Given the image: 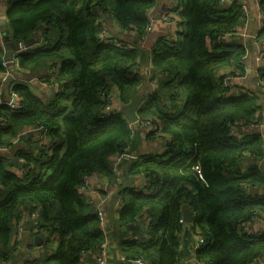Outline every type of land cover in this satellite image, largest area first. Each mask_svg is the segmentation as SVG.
<instances>
[{"label": "trees", "instance_id": "1", "mask_svg": "<svg viewBox=\"0 0 264 264\" xmlns=\"http://www.w3.org/2000/svg\"><path fill=\"white\" fill-rule=\"evenodd\" d=\"M175 1L171 12L180 17V28L147 50L143 43L151 28L148 11L155 0H0V5L7 4L8 32L15 44L42 31L40 42L37 35L36 43L18 53L23 74L62 87L41 97L31 83L18 81L7 89V96L18 93L24 106L13 110L0 104V116L8 120L0 127V146L11 147L0 152V262L14 256V221L25 216L26 235L48 239L57 234L60 241L53 253L24 264H96L95 253L107 238L80 187L87 175L119 184L113 158L123 155L122 166L138 144V132L123 107L141 92L145 97L139 120L156 122L158 129L148 132L161 139L165 152L140 157L130 167L151 182L149 192L120 190V226L135 224L143 233L140 223L145 221L140 217L151 219L147 241L121 239L116 244L122 261L253 264L264 256V234L243 231L252 220L264 219V174L258 166L264 158V137L254 130L242 137L229 135L232 125L248 126L261 119L262 88L223 96L224 76H216L221 68L244 73L245 48L224 36L236 33L245 11L238 0ZM260 8L264 12V0ZM102 13L134 32L132 46L116 35L109 42L101 40ZM259 36L264 37V28ZM3 37L0 29V73L7 69L2 64ZM145 64L150 66L147 81L156 83L153 90L144 87L140 68ZM55 66L52 79L47 73ZM112 90L116 108L111 106ZM177 102H183L178 114L173 112ZM33 125L47 128L49 146L26 136L13 142ZM11 155L18 158L16 165H10ZM185 207L195 213L191 224L181 221ZM34 211V218L27 217ZM187 234L202 236L206 244L195 252L187 247L180 251Z\"/></svg>", "mask_w": 264, "mask_h": 264}, {"label": "crops", "instance_id": "2", "mask_svg": "<svg viewBox=\"0 0 264 264\" xmlns=\"http://www.w3.org/2000/svg\"><path fill=\"white\" fill-rule=\"evenodd\" d=\"M238 1L242 4L246 19L244 23L238 28L236 33L231 34L230 37H234L232 40H226L225 38L224 39L226 41H232L234 42V44L245 48V54L241 62V64L243 65L244 73L240 74L238 71H236L235 68H221L216 72V76L217 78H219L225 76L226 74H229V72L232 70L236 71V74H234L235 76L228 77V80L232 85L233 94H239L241 92L247 91H257L262 88L260 87V85L262 86V84H260V80L264 81V79L261 77V71L262 69H264V60L258 58L259 52L264 49V37L259 36L262 25L264 24V13L259 6L258 0ZM155 2L156 4L154 5V7L151 8L150 11H148V17L151 20V28L147 38L150 39L151 43H155L158 38L163 37L168 39L169 37H171L180 28L179 23L181 20L178 16L176 18V14H174L175 18L171 22H168L165 19V15L167 14V12H170L173 5L176 6L172 0H155ZM6 6V3H2V5H0V14L1 12L5 13ZM107 16H109V18L114 22L115 30L120 33L116 36L128 42V44L132 46L131 42L133 43L134 32L132 30H124L120 28L117 21L114 20L113 17L106 13H102L101 18L103 20L101 19V21L106 25ZM41 33L42 31H38L37 34H34L30 37L33 39V44L36 43L37 35L39 37V42L41 41ZM126 35H129L131 39H126ZM4 44L5 43L3 41L2 45ZM152 45L153 44L148 47H145V45L143 46L147 50H151L153 47ZM140 72L145 77V89L151 86L149 87V90H153L156 87L155 81L152 82L151 85L150 83L147 84L146 82L150 78V66L148 64L141 66ZM9 86L10 84L7 83L3 89V92L6 94V96ZM33 88L34 92L41 97H45L46 95H48L47 92L41 91L37 86H33ZM111 95V106L112 108H116L118 100L115 98L113 90ZM260 101V116L264 121V88H262L260 92ZM246 129V131L249 130V132L253 130L259 131L263 134L264 137V124L262 126L260 125L259 129H255L254 126H248ZM30 137L31 136H29V138ZM135 140L138 141V144L135 143L136 148L132 150L130 155L125 157L122 163V175L119 179V184L110 183L106 178H95V191L84 194V197L90 202L91 206H93L95 209L101 208L106 213L105 229L107 231V235H109L108 237H110L112 242L114 243L111 245V254L109 253L108 257L109 264H127L122 261L124 260L123 256H121V254H118L116 244L119 243L121 239H129L131 235L138 233L135 224H132L130 226H120L117 221L119 210L122 207L120 190L126 187L143 188L146 183L145 177L139 172H131L130 167L140 157H144L152 153L162 154L165 152V146L163 145L161 139L157 138L156 134L149 133L147 130H140L136 134ZM247 160L253 163V161H251L250 159ZM249 161L244 162L243 165L247 166ZM260 191H262V188L260 189ZM142 224L143 223L141 222L140 226L143 230ZM246 228L251 230L255 235L264 234V219H256L252 221L251 224H246L245 229ZM30 231L32 232L31 229ZM56 236L57 237L56 239H54L53 243H55V246L57 248L60 241V236ZM41 237L43 238L44 242L41 245L37 246L35 245V235H25L23 242L15 248L16 251L14 252V256H12V259L5 264H24L30 258L44 256L48 252L53 253L56 248H53L52 246V248L50 247L51 251H48V249L45 248V246L48 245L46 242L47 238H45L44 236ZM197 239L198 237L196 235L187 234V237L184 240L186 246L183 242L180 251H184V249L187 247V251L191 250L192 252L197 243ZM262 259L264 260V256L262 257Z\"/></svg>", "mask_w": 264, "mask_h": 264}, {"label": "built area", "instance_id": "3", "mask_svg": "<svg viewBox=\"0 0 264 264\" xmlns=\"http://www.w3.org/2000/svg\"><path fill=\"white\" fill-rule=\"evenodd\" d=\"M172 1L174 3L176 2L175 0H172ZM222 1L223 2H226L227 0H222ZM258 2H259V6H260V0H258ZM165 19L168 22L173 21L174 20V13L171 12V10H170V12L168 11L167 14L165 15ZM263 28H264V24L262 25V28L261 29H263ZM108 31L109 30L104 26L102 28L101 32H100V38L104 42H109L110 41V37H112L109 34ZM229 36H231V34H226L224 36V38L225 37H229ZM5 51H6V49H5ZM258 58L264 60V49L259 52ZM13 63L15 64V66H16V68L18 70H21L20 66L18 65L17 58L14 59ZM2 64L7 69L5 71H3V72L0 73V81H1L0 104L6 103L13 110L21 109L24 106V103L22 101V97L18 93L12 91L10 93L9 98H8V96H6V94L2 91V88H4V86L7 83H9L10 76H11V72H10V70H8V65H10V62H8L5 59H3ZM57 70H58V68L56 66L55 67H52L48 71L47 75L50 78L53 79L56 76V74H57ZM229 76H235V75H233V74H226L224 76V78L222 80V88H224V93L225 94H229V93L232 92V85H231V83L228 80V77ZM17 80L22 81V82H27V83H30L32 81H35V82H37V83H39V84H41V85H43L45 87H50V85H52L53 90H54V93L60 92L62 90L61 84L59 82H55V83L50 84L47 81V78H41V77H38V76H32V77H29V78H25L24 79V78L18 77V79L15 78L14 80L11 81V85L13 83H15V82H18ZM48 84H50V85H48ZM260 84H262V86L260 85V87L264 88V81L263 80H260ZM227 91H229V92H227ZM110 97L112 98V95ZM263 122L264 121L262 119H257L255 122H253L252 124H250L248 126H254L255 129H259V126L260 125L262 126L264 124ZM7 124H8V120L5 117L0 116V127H5V126H7ZM136 125H138V126H140L142 128H145V130H147V131H150L151 129H153V130H157L158 129V125H156V122L154 120L153 121L152 120H144V121L138 120L135 123H131V126L133 128ZM248 126H240V127H238L237 125H232L230 127L229 135L235 136V137H242L243 132H249V130L246 131L247 130L246 128ZM21 136H26V137L31 136V137L35 138L39 142L40 145L43 144V145L49 146V144H48L49 143V139H48V135H47V128L44 127V126H42V125H39V126H34L33 125L31 127H27V128L22 129V132H20L19 135L14 138V141L13 142L16 143ZM10 150H11V147H6V146L1 147L0 146V152H9ZM15 158H16L15 155H11L10 156L9 161H10V165L11 166L16 165V164L11 163V162H13V160ZM16 159L18 160V158H16ZM113 159H114L113 160L114 161V170L117 172V174H118V180H119L120 179L119 176H120V173H121L119 171V165H120V163H121V161L123 159V155L116 156ZM20 160H22V159H19V161ZM13 170L15 172H17V173H20V171H21L16 166H15V168ZM95 178H99V177H97L95 175H87V176H85L83 185L80 187V193L86 194L88 192L95 191V188H94V186H95L94 179ZM151 186H152L151 182L147 181V179H146V183H145L144 187L143 188H140L138 190H144L146 192H149ZM0 187H1V185H0ZM95 210H96V212H97V214H98V216L100 218L102 230L104 231L105 234H107V231L105 229L106 213L101 208H96ZM36 214H37L36 211H34L31 215H28L27 217H30L31 216V218H34L36 216ZM192 214H193V217H194L195 216V213H192ZM257 219H260V218H257ZM140 220L145 221V225H146L145 232L133 234V235H131L129 237V240L142 243V242L147 241L148 238H149L148 226L150 224L151 219L148 218L147 216H142V217H140ZM181 221L182 222H185L183 220V218H182ZM252 221H254V220H252ZM25 222H26V217L25 216L22 217L21 219H16L14 221V232H13V235H12V241H13L14 244L16 243V247H18L21 244V242L24 240V238H25V235H26L25 234ZM251 222L247 223V225L248 224H251ZM185 223H187V222H185ZM191 223H189V224H191ZM243 231L244 232H247L249 234H253L252 231L249 230V229H247V228L244 229ZM197 237H198V239H197V243H196V245L194 247V252H195V250L197 248H199L202 245H205L206 244V239L205 238H203L200 235H198ZM48 240H49V238H48ZM111 245H112V243H111V241L108 238L101 244L99 250L97 251V253H95V256H96V264H109L108 257H109ZM86 253L87 252H84V254H86ZM87 254H90V253H87ZM5 263L6 262H0V264H5ZM145 263H146V260H144L143 258H138L135 261L134 264H145ZM179 264H181V260L179 261ZM253 264H264V260L262 259V257L257 258L253 262Z\"/></svg>", "mask_w": 264, "mask_h": 264}, {"label": "water", "instance_id": "4", "mask_svg": "<svg viewBox=\"0 0 264 264\" xmlns=\"http://www.w3.org/2000/svg\"><path fill=\"white\" fill-rule=\"evenodd\" d=\"M226 2L231 3L232 0H227ZM0 28H1L2 33L4 35L3 40L5 42L6 50H7L6 54H5V60L6 61L12 62L15 59L17 53H19L22 49H27L33 45V39L32 38L26 40L25 42H23L19 46H17V44H15L13 42L12 37L10 36V34L8 32L6 15L4 12H1V14H0ZM233 38L234 37H230V36L225 37L226 40H232ZM11 67H12V65H11ZM31 84L33 86H38V88L41 91L47 92V94L49 96H51L53 94V90L51 88L46 89L43 86H39V85H37V83L35 81H32ZM144 97H145V92H141L129 104H127L123 107L124 115L126 116V118L128 119V121L130 123H135L139 120L138 109L140 108L141 102H142ZM14 162L15 163L18 162L16 158L11 163H14ZM259 168L261 169L262 173L264 174V158L260 162ZM182 213H183V220L185 222L191 223L193 221V214H192V211L189 207H185L183 209ZM34 239H35V245H37V246L41 245L44 242L43 238L40 235L35 236Z\"/></svg>", "mask_w": 264, "mask_h": 264}, {"label": "rangeland", "instance_id": "5", "mask_svg": "<svg viewBox=\"0 0 264 264\" xmlns=\"http://www.w3.org/2000/svg\"><path fill=\"white\" fill-rule=\"evenodd\" d=\"M106 20H107V25L104 23V26L109 30L108 32H109V34L111 35V36H114V34L115 35H119L120 33L117 31V30H115V28H114V22L109 18V16H107V18H106ZM124 34H126V33H124ZM125 38L126 39H131V37L129 36V35H126L125 36ZM132 43V42H131ZM151 44H155V43H151V41H150V39L149 38H147L146 40H145V42L143 43V45H145V47H148V46H150ZM152 45V46H153ZM149 80V79H148ZM147 82V84L148 83H150V85H151V80H150V82H148V81H146ZM183 104V102H177V105H178V107L177 108H175L174 109V113H176V114H178L179 112H181L182 111V104ZM134 130H135V132L137 131V132H139L140 130H145V128H142V127H140V126H138V125H136V126H134V128H133ZM31 138H33V137H31ZM36 142H37V145H39L40 146V144H39V142L35 139V138H33ZM27 143H28V149L29 148H31L32 146H31V144H30V140H29V142L27 141ZM22 145H23V142H20V147H22ZM17 146H19V145H17ZM24 146H25V144H24ZM122 162V161H121ZM119 171L122 173V171H121V166L119 165ZM56 235H53L52 237H49V240L47 241V244L48 245H46L45 246V248L47 247L48 248V250H50L51 251V248H52V246H53V248H56V246H55V243H53L54 242V239H56ZM51 247V248H50Z\"/></svg>", "mask_w": 264, "mask_h": 264}, {"label": "clouds", "instance_id": "6", "mask_svg": "<svg viewBox=\"0 0 264 264\" xmlns=\"http://www.w3.org/2000/svg\"><path fill=\"white\" fill-rule=\"evenodd\" d=\"M7 21V20H6ZM1 29V28H0ZM2 31V30H1ZM4 41V40H3ZM5 43V42H4ZM23 43V42H22ZM22 43H20V44H22ZM20 44H17V46H19ZM3 47L5 48L6 47V45L4 44L3 45ZM6 49V48H5ZM22 50H25V49H22ZM21 50V51H22ZM7 51V50H6ZM6 51H5V54H6ZM5 54H4V59H5ZM15 58H18V53L16 54V57ZM14 61V60H13ZM13 61L12 62H10V65H8V70H10V72H11V76H10V80H9V84H10V86H11V81L12 80H14L15 78H17L18 79V77H20V78H29L28 76H26V75H24L23 74V72L21 71V70H18L17 68H16V66H15V64L13 63ZM9 62V61H8ZM11 65H12V67H11ZM17 81H19V80H17ZM31 83V82H30ZM37 83V82H36ZM32 85V84H31ZM37 85H39V86H43V85H41V84H39V83H37ZM9 86V87H10ZM33 86V85H32ZM5 87V86H4ZM35 87V86H34ZM38 87V86H37ZM43 87H45V86H43ZM46 89H48V88H50V87H45ZM52 89V88H51ZM53 90V89H52ZM227 92H229V91H227ZM249 92V93H248ZM250 92L251 91H247V92H241L242 94H244V93H247V94H250ZM241 93H239V94H233V92H231V93H229V94H225L224 92H222V95L223 96H233V95H235V96H239V95H241ZM55 93H54V90H53V94L52 95H54ZM49 96V95H48ZM18 161V160H17ZM262 161V160H261ZM260 161V162H261ZM260 162H258V166H260ZM13 164H17V163H13ZM120 175H121V173H120ZM145 177V179H147L146 178V176H144ZM135 188V187H134ZM137 191H144V190H138V189H140V188H135ZM144 192H146V191H144ZM94 208V207H93ZM95 209V208H94ZM143 225V230H146V225H145V223H143L142 224ZM145 232V231H144ZM106 235V237L108 238V235L107 234H105ZM110 240V239H109ZM111 241V240H110ZM112 243V242H111Z\"/></svg>", "mask_w": 264, "mask_h": 264}]
</instances>
